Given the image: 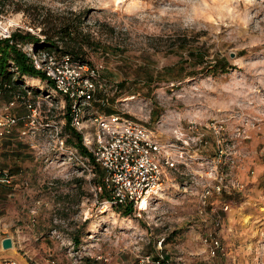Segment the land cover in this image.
<instances>
[{"label":"rangeland","instance_id":"374dc122","mask_svg":"<svg viewBox=\"0 0 264 264\" xmlns=\"http://www.w3.org/2000/svg\"><path fill=\"white\" fill-rule=\"evenodd\" d=\"M130 3L0 0V20L42 35L63 15L81 14L84 22L74 27L95 47L85 45V59L104 65L101 76L111 85L96 108L166 140L177 141L186 128L187 147L199 157L172 169L162 190L126 215L105 201L102 168L82 165L83 158L94 164L83 136L86 151L74 128L65 129L68 105L48 95L45 80L16 74L18 89L33 91L38 120L0 136V168L19 183L9 185L13 196L3 203L27 208L33 223L36 216L45 221L38 234L48 242L47 264H264V0H232L223 21L187 26L192 0H137L128 12ZM14 94L3 87L2 102ZM14 111L28 113L22 104ZM49 122L64 123L65 145L77 157L59 147ZM13 231L2 230L0 239ZM206 237L219 241L215 255Z\"/></svg>","mask_w":264,"mask_h":264},{"label":"built area","instance_id":"2783aa9c","mask_svg":"<svg viewBox=\"0 0 264 264\" xmlns=\"http://www.w3.org/2000/svg\"><path fill=\"white\" fill-rule=\"evenodd\" d=\"M16 31L21 32L19 24H4L0 20V39L8 40L10 44L16 43L25 52L33 67L45 75V82L50 87L48 95L60 96L64 109L68 105L71 126L83 136V142L94 164L88 167L82 157V165L92 172L96 166L102 168L99 189L104 187L109 193L105 201L110 206L132 205L134 210L141 211L143 197L149 198L158 192L172 169L186 164L187 160L195 158L196 155L199 157L197 151L192 153L187 147L190 146L191 135L186 128L177 131V141L166 140L158 130L149 129L135 120L127 119L119 112L101 113L95 104L108 100V92L105 91L111 87L101 76L104 65L93 66L89 62H80L69 54L61 55L53 50L43 49L39 44L17 43L13 39V33ZM10 64L11 71L17 69L13 67L12 62ZM5 86L9 85L0 79V136L12 135L18 125L24 124L27 127L38 120L39 107L32 96V89L20 90L10 100L2 102ZM101 92L103 94L99 95ZM19 104L27 109V114L15 113L14 109ZM63 124L49 122L47 126L51 127L52 132L55 130L53 135L59 140V147L77 157V151L65 145L67 137L62 134ZM20 133L26 135L28 131ZM0 182L19 187V183H14V177L8 170L1 168ZM24 185H27L26 181ZM221 189L220 184L218 192ZM204 242H210L212 255L218 252V240L209 241L206 237ZM0 264L18 262L5 257L1 258ZM29 264L36 262L31 261ZM48 264H56V260L52 259Z\"/></svg>","mask_w":264,"mask_h":264},{"label":"trees","instance_id":"16d2710c","mask_svg":"<svg viewBox=\"0 0 264 264\" xmlns=\"http://www.w3.org/2000/svg\"><path fill=\"white\" fill-rule=\"evenodd\" d=\"M74 15V17L71 15H63L59 18L58 24H54L52 30L48 31L42 29V35H33L32 33L21 34L16 31L13 33V39L17 43L22 44H39V46L43 49L53 50L61 55L69 54L74 60L80 62H89L85 59V55L87 53V49L85 47L87 46L88 49L95 47L91 42H89V40L85 41L83 38H80L83 33L77 31V28L74 27V23L78 22L80 24L84 21L81 14ZM59 41L63 43V47L61 48L58 44ZM11 62L14 65L13 67L17 69L11 71ZM16 74H19V76H32L45 80V75L33 67L25 52L22 51L16 43L10 44L8 40L0 39V77L7 85H9L7 87L5 86V88H9L13 94L15 91L22 90L21 88L18 89V81L15 80ZM67 117L68 122L65 128L66 130H68L71 126V117H69V114H67ZM70 130H72L73 134L76 135L77 141L75 142L73 138L69 137V143L75 142L82 151H86L85 147L82 145L81 135L74 129ZM120 208H122V213L126 215L133 212L132 205L122 206ZM75 242L79 243L80 237H75Z\"/></svg>","mask_w":264,"mask_h":264},{"label":"crops","instance_id":"0c3cea01","mask_svg":"<svg viewBox=\"0 0 264 264\" xmlns=\"http://www.w3.org/2000/svg\"><path fill=\"white\" fill-rule=\"evenodd\" d=\"M255 184L256 181L249 183V187H254ZM10 189L9 185L0 182V233L9 227L14 229L13 234H10L14 238V247L11 249L0 247V260L8 257L16 260L18 264H29L31 261L47 264L46 248L48 242L43 240V234H38L41 223H45V221L41 216H36V222H34L36 224L33 225L34 216L27 208L14 203L4 204V196H13L7 192ZM4 236L6 235L1 236L0 242Z\"/></svg>","mask_w":264,"mask_h":264},{"label":"clouds","instance_id":"9594fccd","mask_svg":"<svg viewBox=\"0 0 264 264\" xmlns=\"http://www.w3.org/2000/svg\"><path fill=\"white\" fill-rule=\"evenodd\" d=\"M122 2L123 0H110V3L116 4L117 7H119ZM231 2L232 0H211V2H209V0H192L191 11L188 12L185 26L197 19H204L211 23L223 21L225 19V13L231 15L233 12V9L229 7ZM136 3L137 0H131L126 11L131 12ZM181 11L187 12L188 10L182 9ZM161 15H166V13H161Z\"/></svg>","mask_w":264,"mask_h":264},{"label":"water","instance_id":"95a60500","mask_svg":"<svg viewBox=\"0 0 264 264\" xmlns=\"http://www.w3.org/2000/svg\"><path fill=\"white\" fill-rule=\"evenodd\" d=\"M2 247L3 249H11L14 247V238L11 236H5L2 239Z\"/></svg>","mask_w":264,"mask_h":264},{"label":"bare ground","instance_id":"6f19581e","mask_svg":"<svg viewBox=\"0 0 264 264\" xmlns=\"http://www.w3.org/2000/svg\"><path fill=\"white\" fill-rule=\"evenodd\" d=\"M159 190H162V187H161V186L159 187ZM146 199H147V197H143L142 202H143L144 200H146ZM142 202H141V203H142Z\"/></svg>","mask_w":264,"mask_h":264}]
</instances>
